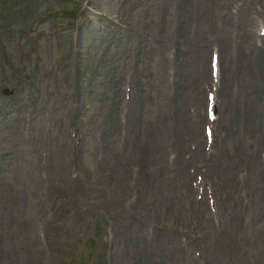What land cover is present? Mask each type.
<instances>
[{
	"label": "rangeland",
	"instance_id": "1",
	"mask_svg": "<svg viewBox=\"0 0 264 264\" xmlns=\"http://www.w3.org/2000/svg\"><path fill=\"white\" fill-rule=\"evenodd\" d=\"M91 1L96 9L118 16L115 11L122 0ZM165 2L159 0L149 10L145 2L143 8L134 9L135 15L126 21L145 39L137 42L129 37L113 44L118 53L113 52L112 70L103 83L100 78L91 80L87 91L67 95L77 101L90 97L91 87L102 92L95 99L94 114L77 127L71 122L72 106L58 110L44 104L65 94L68 80L60 71L72 62H59L63 51L50 49L47 37L26 29L47 1L12 0L5 8L0 2V86L4 81L14 86L34 78L33 87L16 89L17 109L3 124L5 137L0 140V185L13 178L14 190L0 199V218H25L29 225L13 243L0 244V264H54L44 246L48 233L55 238V259L67 255L69 264H264L262 177L251 162L257 146L264 148V137L260 132L253 138L239 122L235 133L226 135L224 129L230 108L243 106L231 90L233 80L225 65L224 43L236 33L224 20L220 0H196L191 23L183 30L170 21ZM246 39V32L237 34L239 47ZM80 42L91 53L101 46L91 34L89 45L82 38ZM214 48L223 65V83L218 91L217 138L207 153L194 146L202 126L194 123L193 116L202 111L204 81L211 79L208 55ZM119 56L123 57L116 61ZM52 66L55 72H50ZM74 80L80 81L79 75ZM124 88L129 90L126 105L101 103ZM11 111L4 110L7 115ZM25 115L36 117L30 129L24 125ZM70 132L79 138L71 140ZM82 156L84 167L78 161ZM138 162L144 165L143 178ZM197 177L209 190L211 211L205 197L197 199L193 187ZM70 183L84 197L92 218L62 215L67 204L60 195L53 196L52 189ZM24 192L35 213L13 209ZM105 215L115 218L93 245V226L103 224ZM2 224L12 228L8 220H0ZM147 237L150 243L142 242Z\"/></svg>",
	"mask_w": 264,
	"mask_h": 264
},
{
	"label": "bare ground",
	"instance_id": "2",
	"mask_svg": "<svg viewBox=\"0 0 264 264\" xmlns=\"http://www.w3.org/2000/svg\"><path fill=\"white\" fill-rule=\"evenodd\" d=\"M93 29H96V28H93ZM263 58H264V50H263V54H261L256 61L258 62V67L264 71V61H262Z\"/></svg>",
	"mask_w": 264,
	"mask_h": 264
}]
</instances>
